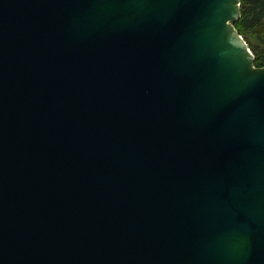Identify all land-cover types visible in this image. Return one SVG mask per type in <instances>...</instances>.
I'll return each mask as SVG.
<instances>
[{
    "label": "water",
    "instance_id": "obj_1",
    "mask_svg": "<svg viewBox=\"0 0 264 264\" xmlns=\"http://www.w3.org/2000/svg\"><path fill=\"white\" fill-rule=\"evenodd\" d=\"M240 0H0V264H264V66Z\"/></svg>",
    "mask_w": 264,
    "mask_h": 264
},
{
    "label": "trees",
    "instance_id": "obj_2",
    "mask_svg": "<svg viewBox=\"0 0 264 264\" xmlns=\"http://www.w3.org/2000/svg\"><path fill=\"white\" fill-rule=\"evenodd\" d=\"M240 7L233 24L253 52L255 66H264V0H240Z\"/></svg>",
    "mask_w": 264,
    "mask_h": 264
}]
</instances>
